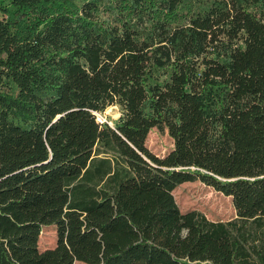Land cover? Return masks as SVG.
<instances>
[{
    "label": "trees",
    "instance_id": "obj_1",
    "mask_svg": "<svg viewBox=\"0 0 264 264\" xmlns=\"http://www.w3.org/2000/svg\"><path fill=\"white\" fill-rule=\"evenodd\" d=\"M194 181L237 218L182 213ZM248 222L264 225V0H0V264H264Z\"/></svg>",
    "mask_w": 264,
    "mask_h": 264
},
{
    "label": "rangeland",
    "instance_id": "obj_2",
    "mask_svg": "<svg viewBox=\"0 0 264 264\" xmlns=\"http://www.w3.org/2000/svg\"><path fill=\"white\" fill-rule=\"evenodd\" d=\"M122 112L119 106L108 107L102 113H96L97 121L111 126L117 122ZM174 142L168 131L153 128L146 139L147 148L156 156L163 158L173 148ZM178 208L182 213L197 211L210 221L228 222L237 218L231 197L215 191L200 181L187 182L178 186L173 192ZM244 234L248 238L249 246L264 245V225L261 228L251 222L245 223ZM56 226H43L39 238V249L44 251L56 246ZM75 264H85L76 262Z\"/></svg>",
    "mask_w": 264,
    "mask_h": 264
}]
</instances>
